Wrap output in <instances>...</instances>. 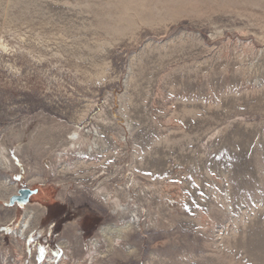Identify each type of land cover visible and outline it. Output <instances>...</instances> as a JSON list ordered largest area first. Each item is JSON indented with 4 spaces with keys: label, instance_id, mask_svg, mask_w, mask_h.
Masks as SVG:
<instances>
[{
    "label": "rangeland",
    "instance_id": "374dc122",
    "mask_svg": "<svg viewBox=\"0 0 264 264\" xmlns=\"http://www.w3.org/2000/svg\"><path fill=\"white\" fill-rule=\"evenodd\" d=\"M0 153V264H264V0H0Z\"/></svg>",
    "mask_w": 264,
    "mask_h": 264
},
{
    "label": "bare ground",
    "instance_id": "6f19581e",
    "mask_svg": "<svg viewBox=\"0 0 264 264\" xmlns=\"http://www.w3.org/2000/svg\"><path fill=\"white\" fill-rule=\"evenodd\" d=\"M0 169H5L8 172L11 171V164L6 158L3 157L2 153H0ZM12 183L13 182L11 177L0 176V199L8 200L11 192H13L11 185ZM95 191L98 193L100 198H102V200L111 205L112 215L121 213L122 215L127 216L126 221L128 224L134 221L135 226H139L140 218L138 216L132 215V212H130L131 210L129 209L131 204H129L128 201L125 204H122V202L120 203L119 196H112L110 191L102 187L96 188ZM26 206L22 210L23 214L18 222V225L11 231V236L13 238L21 240L23 242H27L28 239L32 236L35 224L37 223V219L39 217V211ZM11 218L12 216L10 215L6 217V219L8 220ZM115 231L116 228L113 224H106L99 227V229L97 230V234L101 235L106 240L109 248H119L120 250H122L121 247L125 239L129 235V227L127 226L126 228H123L121 232L117 231V235H114ZM61 243H63V241H61ZM89 243L92 246V250H95L98 245V239L93 237ZM131 248V245L126 243L120 258L126 259L131 256L134 252ZM55 258L56 256L52 255V253L50 252L45 264H53Z\"/></svg>",
    "mask_w": 264,
    "mask_h": 264
},
{
    "label": "water",
    "instance_id": "95a60500",
    "mask_svg": "<svg viewBox=\"0 0 264 264\" xmlns=\"http://www.w3.org/2000/svg\"><path fill=\"white\" fill-rule=\"evenodd\" d=\"M38 193V189L20 188L17 194L12 195L8 201H5L6 206H19L22 210L25 206L31 203V197Z\"/></svg>",
    "mask_w": 264,
    "mask_h": 264
},
{
    "label": "built area",
    "instance_id": "2783aa9c",
    "mask_svg": "<svg viewBox=\"0 0 264 264\" xmlns=\"http://www.w3.org/2000/svg\"><path fill=\"white\" fill-rule=\"evenodd\" d=\"M47 240H48L47 237H44L42 240V243L46 245L48 242ZM42 243H40V246L42 245Z\"/></svg>",
    "mask_w": 264,
    "mask_h": 264
},
{
    "label": "flooded vegetation",
    "instance_id": "af4514ba",
    "mask_svg": "<svg viewBox=\"0 0 264 264\" xmlns=\"http://www.w3.org/2000/svg\"><path fill=\"white\" fill-rule=\"evenodd\" d=\"M50 215H51V213H50ZM55 221V223H57L58 221L57 220H54Z\"/></svg>",
    "mask_w": 264,
    "mask_h": 264
},
{
    "label": "trees",
    "instance_id": "16d2710c",
    "mask_svg": "<svg viewBox=\"0 0 264 264\" xmlns=\"http://www.w3.org/2000/svg\"><path fill=\"white\" fill-rule=\"evenodd\" d=\"M53 223H54L53 225H56L55 221Z\"/></svg>",
    "mask_w": 264,
    "mask_h": 264
}]
</instances>
